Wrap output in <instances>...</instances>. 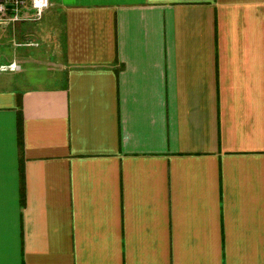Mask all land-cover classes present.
Returning a JSON list of instances; mask_svg holds the SVG:
<instances>
[{
  "label": "crops",
  "instance_id": "1",
  "mask_svg": "<svg viewBox=\"0 0 264 264\" xmlns=\"http://www.w3.org/2000/svg\"><path fill=\"white\" fill-rule=\"evenodd\" d=\"M5 29L0 264H264V0H50Z\"/></svg>",
  "mask_w": 264,
  "mask_h": 264
},
{
  "label": "built area",
  "instance_id": "2",
  "mask_svg": "<svg viewBox=\"0 0 264 264\" xmlns=\"http://www.w3.org/2000/svg\"><path fill=\"white\" fill-rule=\"evenodd\" d=\"M50 0H0V25L39 21Z\"/></svg>",
  "mask_w": 264,
  "mask_h": 264
},
{
  "label": "rangeland",
  "instance_id": "3",
  "mask_svg": "<svg viewBox=\"0 0 264 264\" xmlns=\"http://www.w3.org/2000/svg\"><path fill=\"white\" fill-rule=\"evenodd\" d=\"M21 23H25V22H21ZM10 25H12V24H8V25H0V27H5L6 29H5V34L6 35H8V33H9V30H10ZM24 29H26V27L24 28ZM24 31V30H23ZM27 34V33H26ZM26 34H22V36L20 37V38H18V42H29V41H27V40H29L28 39V37H27V35ZM4 42H6V43H4V45H1L3 48H10V43L8 42V39H6V41H4ZM3 61L2 60H0V63H2ZM28 69H31V71H33L35 74H36V76H37V78L35 79L36 81H38V80H40L41 79V77H43L44 75H45V73H46V70L45 69H42L41 67L39 68L38 66H36V65H34V64H31V65H29V68ZM12 76H14V73H1L0 74V78L1 77H12ZM40 76V77H39ZM39 77V78H38ZM19 81V80H18ZM35 82V81H34ZM34 82H32L31 80H27L26 82H21L22 84H30V83H34Z\"/></svg>",
  "mask_w": 264,
  "mask_h": 264
},
{
  "label": "clouds",
  "instance_id": "4",
  "mask_svg": "<svg viewBox=\"0 0 264 264\" xmlns=\"http://www.w3.org/2000/svg\"><path fill=\"white\" fill-rule=\"evenodd\" d=\"M17 67L16 63L13 62L11 65H7V66H0V70L4 69V68H8V69H11V70H15Z\"/></svg>",
  "mask_w": 264,
  "mask_h": 264
}]
</instances>
